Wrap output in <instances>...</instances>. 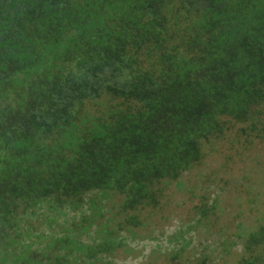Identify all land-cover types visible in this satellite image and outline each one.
Masks as SVG:
<instances>
[{
  "label": "trees",
  "instance_id": "1",
  "mask_svg": "<svg viewBox=\"0 0 264 264\" xmlns=\"http://www.w3.org/2000/svg\"><path fill=\"white\" fill-rule=\"evenodd\" d=\"M234 123L264 134V0H0V264H264V212L185 180Z\"/></svg>",
  "mask_w": 264,
  "mask_h": 264
},
{
  "label": "rangeland",
  "instance_id": "2",
  "mask_svg": "<svg viewBox=\"0 0 264 264\" xmlns=\"http://www.w3.org/2000/svg\"><path fill=\"white\" fill-rule=\"evenodd\" d=\"M241 126V124L234 123L225 137L229 139L227 141L225 139L219 143L215 150L208 153L201 163L193 168L191 173L185 177L186 181L189 179L192 186L195 185L194 195L198 193L203 194L197 190V188L199 189L201 186H206L205 188L209 187L208 190L210 191L224 193L223 197H220V205L233 211L232 214L225 215L226 221L228 220L232 227L240 221L242 217L243 220H245L244 216L246 215H248L247 219L254 221L253 219L258 212H264V196H262V194L260 195L259 201V205L261 204L260 209L257 211L258 207L251 205L250 207L252 209L246 211L248 205H246L245 199L249 194H247L245 187H243V185L246 184L245 174H248L253 180L262 178L258 171H264V134L262 137H259L248 131L245 133L239 132V127ZM227 160H229V162ZM232 160L234 162H232ZM242 170L246 171V173L242 174ZM260 185L259 183L250 185L255 194H260ZM236 193H238V196L243 197L239 198L241 204L239 202L238 204H240V208L245 211V215L240 218L238 216L234 219V216L237 215V205L234 202V198L238 197ZM178 195L179 193H176V196ZM181 195L183 198H186L188 194L182 192ZM196 203L198 204L197 198L192 196L185 204H180L178 206L171 205L168 209V212L171 214H164L169 217V222H171V224L164 230L168 232L170 228L173 229L177 221L191 220L190 217L193 213L191 212V207ZM182 209L184 210L182 211ZM222 218H224V216ZM151 230L153 231L152 235L156 236L157 233L154 229ZM161 243L162 246L165 245L164 241ZM135 246L137 248L136 250H140L142 255L147 256L148 253L154 249L155 242L143 241L138 244L135 243ZM141 260H143L141 257H135L133 259L131 257H126L123 263L139 264Z\"/></svg>",
  "mask_w": 264,
  "mask_h": 264
}]
</instances>
